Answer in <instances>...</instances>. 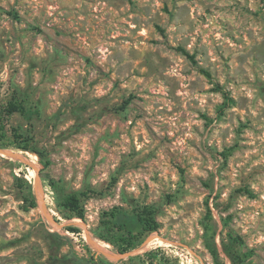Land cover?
Here are the masks:
<instances>
[{
    "label": "rangeland",
    "instance_id": "rangeland-1",
    "mask_svg": "<svg viewBox=\"0 0 264 264\" xmlns=\"http://www.w3.org/2000/svg\"><path fill=\"white\" fill-rule=\"evenodd\" d=\"M12 97L28 116L0 137V264H86L55 233L103 264H214L209 207L226 263L232 233L264 264V0H0ZM148 205L160 227L136 248L99 238L114 207Z\"/></svg>",
    "mask_w": 264,
    "mask_h": 264
},
{
    "label": "trees",
    "instance_id": "trees-1",
    "mask_svg": "<svg viewBox=\"0 0 264 264\" xmlns=\"http://www.w3.org/2000/svg\"><path fill=\"white\" fill-rule=\"evenodd\" d=\"M207 73V72H206ZM207 75H209L207 73ZM227 102L230 103L231 98L226 96ZM15 113L28 116L27 107L18 100V98H9L5 104H0V137H6V124L8 118ZM21 137L16 134V138ZM0 147H3L0 145ZM22 149L40 152L37 148H33L30 144L19 146ZM48 163V162H46ZM87 192H72L61 195V206L65 213V217L72 219L79 217L86 219V207L84 197H88ZM23 209L31 210L39 206L38 198L32 189L29 195L22 196ZM158 209L153 205L143 206L134 211H129L123 207L116 206L107 212V219L104 220L102 230L98 234L99 238L111 242L118 252L126 253L136 248L142 240L150 233L158 230L160 222L157 219ZM209 221L203 224L204 227V244L209 253L212 255L214 264H227L221 256L219 246L216 242L217 228L214 222L212 211L208 208ZM226 223L225 218H223ZM71 231L79 232L77 227H69ZM54 236L60 240L61 244L71 243L73 250L72 255L81 257V261L86 264H103L104 261L98 260L89 245L81 250L76 249L74 238L68 234L55 233ZM230 243L223 238V249L229 257L231 264H253L250 260L248 252H243L236 248V244L242 245L243 239L239 235L228 234ZM109 245V244H108Z\"/></svg>",
    "mask_w": 264,
    "mask_h": 264
}]
</instances>
